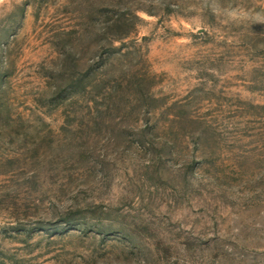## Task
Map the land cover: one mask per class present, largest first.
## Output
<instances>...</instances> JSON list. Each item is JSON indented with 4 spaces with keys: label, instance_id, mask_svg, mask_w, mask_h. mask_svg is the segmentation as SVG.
Masks as SVG:
<instances>
[{
    "label": "rangeland",
    "instance_id": "374dc122",
    "mask_svg": "<svg viewBox=\"0 0 264 264\" xmlns=\"http://www.w3.org/2000/svg\"><path fill=\"white\" fill-rule=\"evenodd\" d=\"M0 264H264V0H0Z\"/></svg>",
    "mask_w": 264,
    "mask_h": 264
}]
</instances>
